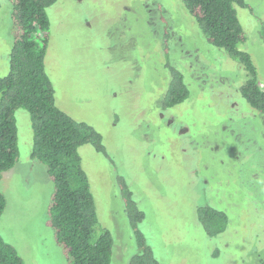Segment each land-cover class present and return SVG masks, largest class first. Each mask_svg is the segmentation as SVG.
Listing matches in <instances>:
<instances>
[{
    "label": "rangeland",
    "instance_id": "obj_1",
    "mask_svg": "<svg viewBox=\"0 0 264 264\" xmlns=\"http://www.w3.org/2000/svg\"><path fill=\"white\" fill-rule=\"evenodd\" d=\"M237 7L264 87V0ZM12 6L0 0V77L10 69ZM46 71L57 106L102 136L109 157L79 149L100 224L115 238L111 264L138 253L117 179L123 177L146 219L140 224L160 264L264 262V125L240 95L243 66L211 46L181 0H58L47 10ZM167 64L191 95L170 109ZM20 158L1 174L7 207L0 234L26 264H72L48 227L54 185L33 160L32 118L16 112ZM225 211L224 236L210 238L200 207Z\"/></svg>",
    "mask_w": 264,
    "mask_h": 264
},
{
    "label": "trees",
    "instance_id": "obj_2",
    "mask_svg": "<svg viewBox=\"0 0 264 264\" xmlns=\"http://www.w3.org/2000/svg\"><path fill=\"white\" fill-rule=\"evenodd\" d=\"M9 1L12 6L13 47L9 73L0 77V178L19 161L16 112L26 109L31 114L34 132L31 158L47 166L54 185L47 223L55 232L58 246L72 264H111L115 238L110 229L100 224L95 196L79 152L82 146L91 145L108 158L103 136L91 125L75 120L57 106L55 89L46 71L51 27L47 10L58 0ZM181 2L199 25L207 42L243 66L247 81L240 88V95L262 115L264 125V87L251 54L241 49L247 36L239 21L237 7L250 8L247 0ZM261 37L264 43V22ZM167 68L171 81L163 101L165 110L184 103L191 95L184 74L169 64ZM117 182L138 249L130 264H160L139 228L146 219L145 212L140 209L127 181L120 177ZM6 207L7 198L0 190V219ZM197 214L208 237L226 234L229 216L225 211L204 206L198 209ZM0 264H26L16 247L1 234Z\"/></svg>",
    "mask_w": 264,
    "mask_h": 264
}]
</instances>
